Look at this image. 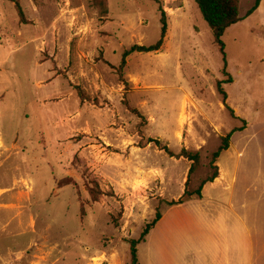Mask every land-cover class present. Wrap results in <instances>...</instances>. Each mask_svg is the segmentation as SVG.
I'll return each instance as SVG.
<instances>
[{"label":"rangeland","instance_id":"1","mask_svg":"<svg viewBox=\"0 0 264 264\" xmlns=\"http://www.w3.org/2000/svg\"><path fill=\"white\" fill-rule=\"evenodd\" d=\"M160 1L163 44L126 57L125 87L122 52L159 38L154 1L17 0L21 22L16 2L0 0V264H130L128 240L184 192L191 162L176 155H200L193 190L241 125L217 161L225 183L202 193L238 190L264 249V23L246 15L255 0H239L242 20L223 36L225 103L222 54L195 2Z\"/></svg>","mask_w":264,"mask_h":264},{"label":"crops","instance_id":"2","mask_svg":"<svg viewBox=\"0 0 264 264\" xmlns=\"http://www.w3.org/2000/svg\"><path fill=\"white\" fill-rule=\"evenodd\" d=\"M256 12L264 23V0L252 14ZM238 132L232 134L229 147ZM224 175L220 170L209 183H225ZM221 190L209 196L202 188L201 197L166 206L141 242L146 247V264H264V249L257 237L260 231L250 221L239 191L230 184Z\"/></svg>","mask_w":264,"mask_h":264},{"label":"trees","instance_id":"3","mask_svg":"<svg viewBox=\"0 0 264 264\" xmlns=\"http://www.w3.org/2000/svg\"><path fill=\"white\" fill-rule=\"evenodd\" d=\"M15 3L16 10L18 12L20 21H24V15H23V10L22 7L19 5L17 0H10ZM158 5V11L160 12V22H161V27H160V35L157 41L153 44L150 45H138V44H133L129 48L125 49L122 52V57L119 65L117 66V72L119 74L120 80L124 83L125 87H128V82L124 79L123 77V69L126 64V57L129 56L133 52H155L158 51L164 41L165 35H166V30H167V21H166V12L164 11L161 1L160 0H152ZM199 9L203 19L206 21L208 24L209 28L212 31L213 35V41L219 48L222 58H223V68H222V73L227 77L226 81H218L217 83V89L219 93L222 95V101L225 103L227 99L226 92L222 89L221 84L224 83H231L232 82V76L227 72L226 68V54H225V44L223 42V36L225 31L232 26L233 24H236L240 20H242V17L240 16L239 13V0H193ZM97 4L103 5L105 3V0H95ZM260 0H255L254 5L247 11L246 15L251 14L256 7L258 6ZM228 110L230 111L231 116H234L233 110L226 106ZM131 108V107H129ZM131 111L135 112L138 114L141 118L143 116L134 108L131 109ZM243 124H245V121L243 120ZM245 128L244 125L237 126L232 128L224 137L221 138V143L218 146V148L212 153L211 159H210V166L212 169V173L206 177L200 185L193 189L189 190L188 186L190 183V177L193 174V172L196 170V168L199 165L200 161V155L198 152H190L186 149H182L179 154H177V157H185L187 158L191 164L188 170V175H187V180L185 182V189L184 192L182 193L181 197L177 200H171V201H166V204L168 206L177 204V203H182L185 200L191 199L193 197H201V190L203 186L209 182H213L218 176H219V168L217 165V161L221 155L222 152L228 149L229 144H230V138L232 134L236 131L243 130ZM147 142H155L156 144H159L158 139H152L149 138ZM170 156H175L172 151L168 149V147L164 146L162 147ZM162 215V212L157 210L155 217L153 220L145 225L143 228L139 238L137 239H129V244H130V264H138V255H137V245L141 243L142 241L145 240V237L151 230V228L155 225V223L160 219Z\"/></svg>","mask_w":264,"mask_h":264}]
</instances>
